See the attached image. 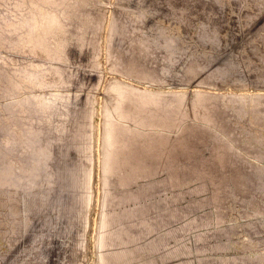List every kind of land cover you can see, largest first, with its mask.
Returning a JSON list of instances; mask_svg holds the SVG:
<instances>
[{
    "label": "rangeland",
    "instance_id": "1",
    "mask_svg": "<svg viewBox=\"0 0 264 264\" xmlns=\"http://www.w3.org/2000/svg\"><path fill=\"white\" fill-rule=\"evenodd\" d=\"M263 87L264 0H0V264H264Z\"/></svg>",
    "mask_w": 264,
    "mask_h": 264
},
{
    "label": "bare ground",
    "instance_id": "2",
    "mask_svg": "<svg viewBox=\"0 0 264 264\" xmlns=\"http://www.w3.org/2000/svg\"><path fill=\"white\" fill-rule=\"evenodd\" d=\"M113 1V0H112ZM133 4V3H132ZM141 8V7H140ZM144 9V8H143ZM109 15H110V13H109ZM109 17V16H108ZM106 18H107V16H106ZM158 19V18H157ZM108 20V19H107ZM106 22H108L109 23V21H106ZM173 24H175V23H173ZM196 24V23H195ZM106 25H108V24H106ZM106 28H107V26H106ZM157 28V27H156ZM108 29V28H107ZM108 31V30H107ZM105 34H106V31L104 32ZM148 33V32H147ZM191 33V32H190ZM146 34V33H145ZM149 34V33H148ZM152 34V33H151ZM106 36V35H105ZM104 36V37H105ZM159 37V36H158ZM151 39V38H150ZM187 39H189V37L187 38ZM104 42V41H103ZM192 42V41H191ZM104 44H105V42H104ZM180 46V45H179ZM179 46H178V48H179ZM183 46V45H182ZM104 48V47H103ZM102 48V49H103ZM106 49V48H105ZM104 51V50H103ZM181 51V50H180ZM102 52V51H101ZM12 55V54H11ZM106 56V55H105ZM104 56V57H105ZM187 57V56H186ZM25 58V57H24ZM104 59V58H103ZM99 60V59H98ZM106 60V59H105ZM101 63V62H100ZM73 67V66H72ZM76 68V67H75ZM98 72H100V71H98ZM173 75V74H172ZM95 76V75H94ZM121 76V75H120ZM166 77V76H165ZM173 77V76H172ZM113 78H114V76H113ZM93 79H94V77H93ZM111 79H112V77H111ZM129 79V78H128ZM132 81V80H131ZM171 85V84H170ZM183 86V85H182ZM103 87V86H102ZM175 87V86H174ZM177 87V86H176ZM184 87V86H183ZM182 88V87H181ZM264 88V87H263ZM100 89V88H99ZM172 89V88H171ZM183 89H186V88H183ZM101 90V89H100ZM176 90V89H175ZM174 90V91H175ZM248 90H250V89H248ZM252 90H254V92H255V89H252ZM177 91V90H176ZM180 91V90H179ZM178 91V92H179ZM44 92V91H43ZM72 92V91H71ZM101 92H103V91H101ZM252 93V94H255V93ZM257 92H261V91H257ZM256 92V93H257ZM262 92H264V91H262ZM244 95V94H243ZM264 95V94H263ZM101 96V95H100ZM245 96V95H244ZM21 97V96H20ZM81 98V97H80ZM104 99V98H103ZM102 100V99H101ZM100 100V101H101ZM6 101V100H5ZM106 101V100H105ZM103 103V102H102ZM109 104V103H108ZM107 104V105H108ZM1 105V104H0ZM100 105V104H99ZM98 105V106H99ZM109 108V107H108ZM110 109H111V107H110ZM238 109V108H237ZM102 111V110H101ZM100 111V112H101ZM111 111V110H110ZM96 114V113H95ZM101 117V116H100ZM98 118V117H97ZM101 120H102V118H101ZM100 121V120H99ZM97 123V122H96ZM98 124V123H97ZM101 124V123H100ZM13 127V126H12ZM99 127H100V125H99ZM7 128V127H6ZM97 128V127H96ZM101 129V128H100ZM96 130V129H95ZM95 133H97L98 134V132H95ZM94 135V134H93ZM94 138V137H93ZM99 139V138H98ZM98 141V140H97ZM100 141V140H99ZM95 143H96V141H95ZM66 143H64V142H62L61 144H59L58 145V148H56V149H62L63 147H65L66 145H65ZM100 144V143H99ZM19 148V147H18ZM26 148V147H25ZM55 149V150H56ZM64 149V148H63ZM63 149H62V154H63ZM99 150V149H98ZM97 150V151H98ZM94 151H95V148H94ZM17 152V151H16ZM100 153V152H99ZM100 155V154H99ZM96 157V156H95ZM94 157V158H95ZM22 158V157H21ZM97 158H98V156H97ZM97 158H95V159H97ZM1 159V158H0ZM26 159V158H25ZM99 159V158H98ZM98 159H97V161H98ZM57 159H55L54 158V160L53 161H50V162H48L47 163V167H48V169H55V168H57V167H62L63 168V174L61 175V178H59L57 181L55 180L54 182H52L51 184H46L45 182L44 183H39L38 185V187H40L41 186V188H35V189H31L29 186L30 185H24V186H22L21 184H19V185H15L16 186V188L15 189H12V190H14L15 192H16V194H17V196H15V197H17L18 199H19V201H20V204H17V205H20L21 206V209H22V212H21V219H22V221L23 220H25L26 218H28L29 216H27V210L29 209L28 208V205H27V203H26V201H28L30 198H28V196L27 195H33V194H38L39 195V197L41 198V199H44L45 197H47L48 196V194L52 191V190H59V189H63V190H65L66 192H65V194H66V198H65V201H63V202H61L60 204L59 203H57V202H53V201H51V202H48L49 203V206L51 207H53L54 209H56V210H60V211H62L64 214H65V216L67 217V221H68V224H69V227L70 228H72L73 226H74V224L76 223L75 221V219L73 218V216H74V214H75V212L72 210V199H73V197H74V193H73V191H72V189H71V187L69 186V183H68V180H69V175H68V173H69V171H76L77 169H78V162L76 161V158H74L72 161H70V162H67V161H63V159H61V160H59V162H58V160L56 161ZM94 160V159H93ZM56 162H58V163H56ZM94 162V161H93ZM54 163H56V164H54ZM96 163V162H95ZM99 163H100V161H99ZM97 164H98V162H97ZM103 164V163H102ZM100 165V164H99ZM98 165V166H99ZM3 166V165H2ZM24 167V166H23ZM25 169V168H24ZM97 169H98V167H97ZM99 169H101V168H99ZM15 170V169H14ZM45 171H47V169H45ZM44 171V172H45ZM98 171H100V170H97V172ZM44 172H42V173H44ZM15 173H17V172H15ZM15 173H14V176H15ZM19 174V173H18ZM101 174V173H100ZM99 174V175H100ZM20 175V174H19ZM98 175V174H97ZM103 175V174H102ZM20 176H22V175H20ZM19 176V177H20ZM24 176V175H23ZM27 176V175H26ZM18 177V176H17ZM13 178V177H12ZM11 178V179H12ZM98 178V177H97ZM263 178V177H262ZM96 179V178H95ZM14 179H12L11 181H13ZM98 180V179H97ZM18 181V180H17ZM25 181V180H24ZM23 181V182H24ZM14 182V181H13ZM15 182H16V180H15ZM93 182V181H92ZM99 182V181H98ZM101 182V181H100ZM17 183V182H16ZM22 183V182H21ZM95 183V182H94ZM97 183V182H96ZM13 184V183H12ZM18 184V183H17ZM53 185H55V187L53 186ZM99 185H101V183L99 184ZM93 186V185H92ZM98 186V185H97ZM96 186V187H97ZM10 188V187H9ZM10 190V189H9ZM98 190V189H97ZM98 191H101L100 189L98 190ZM97 192V191H96ZM98 194V193H97ZM99 194H101V193H99ZM98 194V195H99ZM6 195V194H5ZM95 195H96V193H95ZM97 195V196H98ZM6 196H8V195H6ZM99 196H101V195H99ZM98 196V197H99ZM12 197V196H11ZM96 197V196H95ZM103 197V196H102ZM16 198V199H17ZM28 198V199H27ZM101 198V197H100ZM102 199V198H101ZM94 200V199H93ZM96 200H97V198H96ZM99 200V199H98ZM94 202V201H93ZM102 202V201H101ZM95 204H96V201L94 202ZM99 205H100V201L99 202H97ZM13 204V203H12ZM12 204H11V206H12ZM37 204V207H39V202H37L36 203ZM14 205H16V204H14ZM94 206V205H93ZM96 206V205H95ZM94 206V207H95ZM98 206V205H97ZM102 206V205H101ZM14 208V207H13ZM18 208V207H17ZM16 208V209H17ZM99 208H100V206H99ZM4 209V208H3ZM7 209H9V208H7ZM12 209V208H11ZM99 211V210H98ZM12 212V211H11ZM18 212H19V210H18ZM17 212V213H18ZM95 213H96V211H95ZM4 214H5V212H4ZM6 214H8V212L6 213ZM11 214H13V213H11ZM3 215V214H2ZM14 215H16L17 217H18V215L17 214H15L14 213ZM13 215V216H14ZM99 215V214H98ZM6 216V215H5ZM8 217V216H7ZM91 217V216H90ZM14 218H16V217H12V219H14ZM19 218V217H18ZM99 218V217H98ZM9 219H11V215H10V218ZM20 219V218H19ZM64 219V218H63ZM66 219V218H65ZM91 219H93V218H91ZM96 220V219H95ZM13 221V220H12ZM20 221V220H19ZM28 221H30V220H28ZM24 222V221H23ZM35 222V221H34ZM263 222V221H262ZM22 223V222H21ZM95 223V222H94ZM16 224H17V222H16ZM20 224V223H19ZM23 224H25V222L23 223ZM32 224V223H31ZM30 224V225H31ZM21 225V224H20ZM96 225V224H95ZM17 226V225H16ZM27 226H29V224L27 225ZM242 226V225H241ZM263 226V225H262ZM23 227H24V225H23ZM38 227V226H37ZM238 227H240V226H237V228ZM17 228V227H16ZM36 228V227H35ZM97 228V227H96ZM264 228V227H263ZM25 229H27V228H25ZM34 229V228H33ZM92 229V228H91ZM17 230V229H16ZM30 230V229H29ZM32 230V229H31ZM26 231V230H25ZM24 231V232H25ZM94 231V230H93ZM101 231V230H100ZM31 232V231H30ZM33 232V231H32ZM95 232V231H94ZM94 232H92V233H94ZM99 232V231H98ZM247 232V231H246ZM18 233V232H17ZM27 233V232H26ZM97 233V232H96ZM19 234V233H18ZM21 234V233H20ZM23 235H24V233H22ZM21 234V235H22ZM33 234V233H32ZM95 234V233H94ZM242 234V233H241ZM251 234H252V232H251ZM17 235V234H16ZM28 235V234H27ZM87 235V234H86ZM98 235V234H97ZM33 236V235H32ZM69 237H70V235H69ZM87 237V236H86ZM32 238V237H31ZM30 238V239H31ZM34 238V237H33ZM96 238V237H95ZM244 238V237H243ZM250 238V237H249ZM24 239V238H23ZM22 239V240H23ZM69 239V238H68ZM245 239H247V238H245ZM36 240V239H35ZM94 241H96L95 239H93ZM21 241V240H20ZM99 241V240H98ZM97 241V242H98ZM246 241V240H245ZM92 242V241H91ZM240 243V242H239ZM247 243V242H246ZM95 244V243H94ZM93 244V245H94ZM97 245H98V243H97ZM249 245V244H248ZM28 246V245H27ZM92 246V245H91ZM96 246V245H95ZM23 249V248H22ZM96 250V249H95ZM254 251V250H253ZM36 252V251H35ZM33 253V252H32ZM259 253H260V251H259ZM59 255V254H58ZM18 256V255H17ZM24 256V255H23ZM98 257V256H97ZM58 258V257H57ZM71 258V257H70ZM19 260H20V258H19ZM18 260V261H19ZM72 260H73V258H72ZM76 260V259H75ZM89 260V259H88ZM95 262V261H94ZM71 264V263H70Z\"/></svg>",
    "mask_w": 264,
    "mask_h": 264
},
{
    "label": "water",
    "instance_id": "3",
    "mask_svg": "<svg viewBox=\"0 0 264 264\" xmlns=\"http://www.w3.org/2000/svg\"><path fill=\"white\" fill-rule=\"evenodd\" d=\"M78 169H79V168H78ZM78 187H79V188H82V185H81V184H78V183L75 184V191L73 192L74 194L77 193L76 188H78ZM206 247H207V245H205V246H199L200 249H203V248H206ZM214 264H219V263H218V262H216V263L214 262Z\"/></svg>",
    "mask_w": 264,
    "mask_h": 264
}]
</instances>
